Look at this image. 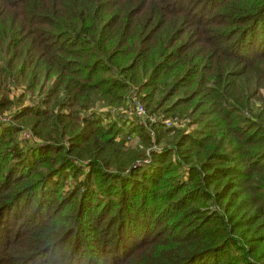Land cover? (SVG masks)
I'll list each match as a JSON object with an SVG mask.
<instances>
[{
    "label": "trees",
    "instance_id": "1",
    "mask_svg": "<svg viewBox=\"0 0 264 264\" xmlns=\"http://www.w3.org/2000/svg\"><path fill=\"white\" fill-rule=\"evenodd\" d=\"M7 113L0 264H264V0H0Z\"/></svg>",
    "mask_w": 264,
    "mask_h": 264
},
{
    "label": "rangeland",
    "instance_id": "2",
    "mask_svg": "<svg viewBox=\"0 0 264 264\" xmlns=\"http://www.w3.org/2000/svg\"><path fill=\"white\" fill-rule=\"evenodd\" d=\"M24 92V87L23 86H21V87H19V88H17V89H14L13 90V92L11 93V96L10 97H12L13 95H15V96H17V95H20L21 93H23ZM29 98L28 99H25V104H29V103H31V102H35V100L37 99L38 100V98H35L34 100H31V98H30V96H28ZM106 112H110V113H112V114H115V113H117V114H121L122 113V110H118V111H114V110H112V109H110V108H108V107H104V108H99V109H96V110H94V111H89L88 113H86V114H84V115H89V114H91V113H98V114H100V113H106ZM124 112L125 111H123V113L121 114L122 115V117H123V120L125 121V123H126V125H129V124H131L133 121H132V119L131 118H128L125 114H124ZM8 114H10V113H7L6 114V116H7V119L9 120V116H8ZM83 115V114H82ZM158 116H160V118H159V120L161 119L162 121H163V123L165 124V126H169V127H179V128H181V129H185V131L186 130H188L189 132H192L193 131V128H188L187 126H185L186 125V122H185V120L184 119H178L177 121H173V119H168V120H163V119H165V118H163V116L162 115H166L165 113H163V112H161V111H159V114H157ZM157 118V117H156ZM135 121V120H134ZM168 122V124H166ZM133 124V123H132ZM120 125V124H119ZM120 126H122V125H120ZM22 137V134H19V139ZM120 140L121 139H123V137H121L120 136V138H119ZM140 144V139H139V137H138V135L137 134H132L131 136H130V138L129 139H127V142H126V146L127 147H130V149H134L135 147H137V145H139ZM152 149H158V148H156V146L155 147H153ZM146 164L147 162L146 161H144V162H142V164ZM81 165H82V163H81ZM76 166L77 167H80V166H78L77 164H76ZM83 171V170H82ZM85 171V170H84ZM83 171V172H84ZM85 173V172H84ZM84 176L82 175V176H80V178H83ZM68 182V184H67V186L65 187V190L64 191H68L71 187H73L75 184H74V182L73 181H67ZM69 185V186H68ZM12 222V221H11ZM13 229H15V227L14 226H12V224H8V225H6L5 226V229H4V231L1 233V234H8V235H11L12 234V231H13Z\"/></svg>",
    "mask_w": 264,
    "mask_h": 264
},
{
    "label": "built area",
    "instance_id": "3",
    "mask_svg": "<svg viewBox=\"0 0 264 264\" xmlns=\"http://www.w3.org/2000/svg\"><path fill=\"white\" fill-rule=\"evenodd\" d=\"M124 114L133 120H137L140 123H142L145 127H148L149 129V134L150 136L153 135L152 130L150 129L151 126L158 121V117L155 115H149L148 112L146 111L145 107L143 104L139 101L137 95H132L130 99V105L129 107L125 110ZM157 117V118H156ZM7 116H2L0 115V123H5L7 122ZM168 124V122L166 123ZM25 137H28L27 133H24ZM78 166H81V163L76 162Z\"/></svg>",
    "mask_w": 264,
    "mask_h": 264
}]
</instances>
